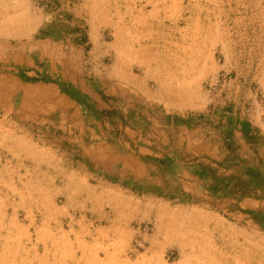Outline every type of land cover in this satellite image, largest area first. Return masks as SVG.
<instances>
[{"label": "rangeland", "instance_id": "1", "mask_svg": "<svg viewBox=\"0 0 264 264\" xmlns=\"http://www.w3.org/2000/svg\"><path fill=\"white\" fill-rule=\"evenodd\" d=\"M0 264H264V0H0Z\"/></svg>", "mask_w": 264, "mask_h": 264}, {"label": "crops", "instance_id": "2", "mask_svg": "<svg viewBox=\"0 0 264 264\" xmlns=\"http://www.w3.org/2000/svg\"><path fill=\"white\" fill-rule=\"evenodd\" d=\"M68 82L70 84H75L76 80L74 82L73 81H68ZM100 83H101L102 88L104 89L103 90L104 94H109L111 96L120 97L121 99H125V98L127 99L129 96L128 91L124 89V86L117 85L116 83L108 80L106 77H102L100 80ZM78 89L83 95L87 96L88 99L92 103H96L98 107L101 108L102 106H104L99 95L95 94L91 89L86 88L85 85H80ZM59 101H60L59 104H66L67 106H70V104L72 105L74 104L67 97H61ZM151 122L152 124H154L153 118H151ZM164 128L165 130L167 129L169 130V129L175 128V126L170 125V126H165ZM179 129H185V127H181ZM157 132L159 136L157 140L159 141L160 138L163 136V131L162 132L157 131ZM183 140L185 141V139ZM188 140L190 142V139ZM87 152L89 153L88 156L91 157V162H94L96 166H101L103 169L105 168L108 174L112 172V174H109V175H113L119 178H125L127 176V170L130 169L132 171L131 174H134V176H132L133 179H135L136 181L139 179H143L144 164L139 162L138 160H135L133 157L129 156L128 154H125L124 156H117V155L116 156H105V155H101L97 153L95 149L94 150L87 149ZM129 163L132 165L134 164V166H136V169L130 166ZM117 164L120 165L119 170L115 168ZM114 174H117V175H114Z\"/></svg>", "mask_w": 264, "mask_h": 264}, {"label": "trees", "instance_id": "3", "mask_svg": "<svg viewBox=\"0 0 264 264\" xmlns=\"http://www.w3.org/2000/svg\"><path fill=\"white\" fill-rule=\"evenodd\" d=\"M252 174H253L252 176L255 177V178L261 177L257 172H252Z\"/></svg>", "mask_w": 264, "mask_h": 264}]
</instances>
